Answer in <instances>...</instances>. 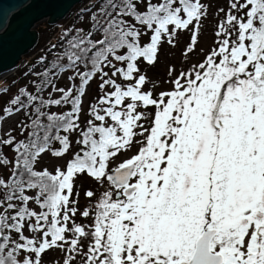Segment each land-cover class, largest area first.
<instances>
[{"label":"snow or ice","instance_id":"snow-or-ice-1","mask_svg":"<svg viewBox=\"0 0 264 264\" xmlns=\"http://www.w3.org/2000/svg\"><path fill=\"white\" fill-rule=\"evenodd\" d=\"M85 23L0 86V264H264V0H93Z\"/></svg>","mask_w":264,"mask_h":264},{"label":"water","instance_id":"water-1","mask_svg":"<svg viewBox=\"0 0 264 264\" xmlns=\"http://www.w3.org/2000/svg\"><path fill=\"white\" fill-rule=\"evenodd\" d=\"M84 0H0V75L36 48L43 21L56 25Z\"/></svg>","mask_w":264,"mask_h":264},{"label":"rangeland","instance_id":"rangeland-1","mask_svg":"<svg viewBox=\"0 0 264 264\" xmlns=\"http://www.w3.org/2000/svg\"><path fill=\"white\" fill-rule=\"evenodd\" d=\"M92 3L93 0H84V2H82L80 5L76 6V8L73 10V13L60 22V28L59 29L56 28L58 30H55L54 27L48 28L47 26V24H49L48 21H43L39 23L36 27V30L39 31L40 33L37 43L38 48H35V50L32 53L25 56L17 68L3 75H0V86H8L11 88L12 93H15L20 86L26 85L27 83L32 81L33 78L28 76V72H27L29 70L28 63L32 59L38 57V55H41L43 50L49 48L52 44H54L57 41L58 33H60L61 30L67 28L69 25H72V23L78 18V15L83 11L87 10L89 7H91ZM213 7H215V5H213ZM186 40L187 37H181L179 42V47L176 49H169L167 47L165 48L164 50L165 54L161 55L160 63L155 68L146 69L151 78L156 79L158 81H162L166 76L167 66L169 64H174L178 67L180 66L181 49H183ZM210 42H211V22H209L207 33L202 39L201 47L206 48ZM12 82L14 84H12ZM61 85H63V82H61ZM89 95L91 96L92 93L90 92ZM3 99L4 101H7L9 99V96H4ZM21 116H17L13 120L6 122L4 125L5 130H7L9 127H15L16 122L21 119ZM16 132L18 133L19 129H16ZM85 186L87 185L85 184ZM81 200L83 202V197H81Z\"/></svg>","mask_w":264,"mask_h":264},{"label":"trees","instance_id":"trees-1","mask_svg":"<svg viewBox=\"0 0 264 264\" xmlns=\"http://www.w3.org/2000/svg\"><path fill=\"white\" fill-rule=\"evenodd\" d=\"M91 7H92V5H91ZM91 7H89L87 10H85V11H83L82 13H80L79 15H78V18L72 23V25H69L67 28H72V27H80V26H86V21L88 20V15H89V9L91 8ZM47 26H48V28H50V27H54L55 28V30H58L59 28H60V23H58V24H56V25H54V26H51V25H49V24H47ZM56 28H58V29H56ZM64 30V29H63ZM63 30H61L60 31V33H58V35H57V41H58V38H60L61 37V33L63 32ZM38 33H39V31H38ZM40 34V33H39ZM57 41L54 43V44H56L57 43ZM53 45V44H52ZM51 45V46H52ZM51 46L49 47V48H46L45 50H43V52L41 53V55H38V57H36V58H34V59H32L29 63H28V76H30V77H32L33 79H34V77H33V75H32V73L34 72V71H36V72H38V71H40L41 70V65H40V57L41 56H47L48 55V50L51 48ZM36 48H38V45H37V47ZM49 59H51V57H49ZM15 82V81H14ZM12 84H14L13 82H12Z\"/></svg>","mask_w":264,"mask_h":264},{"label":"flooded vegetation","instance_id":"flooded-vegetation-1","mask_svg":"<svg viewBox=\"0 0 264 264\" xmlns=\"http://www.w3.org/2000/svg\"><path fill=\"white\" fill-rule=\"evenodd\" d=\"M83 2H84V1H83ZM75 8H76V7H75ZM75 8H74V9H75ZM74 9H73V10H74ZM73 10H72V12H71L69 15H71V14L73 13ZM69 15H68V16H69ZM68 16H67V17H68Z\"/></svg>","mask_w":264,"mask_h":264},{"label":"bare ground","instance_id":"bare-ground-1","mask_svg":"<svg viewBox=\"0 0 264 264\" xmlns=\"http://www.w3.org/2000/svg\"><path fill=\"white\" fill-rule=\"evenodd\" d=\"M34 50H35V48H34L33 50H31V51L29 52V54L32 53Z\"/></svg>","mask_w":264,"mask_h":264}]
</instances>
